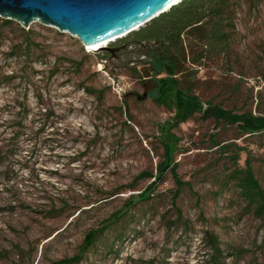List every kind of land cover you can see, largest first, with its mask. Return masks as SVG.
<instances>
[{
    "label": "rangeland",
    "instance_id": "374dc122",
    "mask_svg": "<svg viewBox=\"0 0 264 264\" xmlns=\"http://www.w3.org/2000/svg\"><path fill=\"white\" fill-rule=\"evenodd\" d=\"M235 9L230 53L190 79L204 112L170 131L173 112L150 98L155 82L142 77L151 43L108 56L39 22L27 40L18 22L0 18V264L80 255L75 264H211L207 232L221 242L222 264H264V220L245 211L229 180L239 153L238 164L249 159L264 188V132L245 135L213 113L264 117V0ZM167 132L179 138L182 185L168 172L141 200ZM131 196L136 204L82 254L87 236Z\"/></svg>",
    "mask_w": 264,
    "mask_h": 264
},
{
    "label": "trees",
    "instance_id": "16d2710c",
    "mask_svg": "<svg viewBox=\"0 0 264 264\" xmlns=\"http://www.w3.org/2000/svg\"><path fill=\"white\" fill-rule=\"evenodd\" d=\"M241 1L243 0H182L137 31L111 44L112 46L128 44L141 47L151 43L149 50L141 54L145 58L141 64L142 77L152 78L155 82L150 98L156 104L173 112L171 120L165 123L169 126V131L187 122L194 115L204 112L205 102L193 92L190 79L197 76L206 62L226 57L230 53L236 31L235 6ZM2 21L5 25L14 23L13 20L4 19ZM20 30L27 40L32 38L33 31L22 27ZM153 43L156 44L153 45ZM24 44L27 51L32 49L31 43L25 41ZM106 55L111 56L109 53ZM74 67L77 74L82 73L81 64H75ZM132 71L140 76L141 72L137 66H133ZM53 74L55 75V72ZM81 88L92 95L89 87L82 84ZM213 113L217 119L237 125L245 135L264 132V117L254 115L252 112L231 114L219 107ZM166 137L164 159L158 164L156 174L154 172L149 174L154 181L143 193L138 194L141 200L149 199L150 195L156 191L159 182L164 181L168 172L172 173L180 186L182 185L178 180L174 158L178 151L179 138L171 132H167ZM215 147L229 148L219 142H215ZM234 155L236 167L229 173V180L236 184L244 201L245 211L264 220V188L257 179L250 160L246 159L245 165L240 166L238 164L239 153H234ZM146 174L142 173L136 180L142 179ZM178 195L177 193L176 197ZM134 197L131 196L125 206L111 215L102 227L95 229L87 236L82 254L94 245L99 235L125 217L128 207L132 208L136 204L131 201ZM178 216H182L181 212ZM206 235L211 251L209 255L211 264H222L224 256L219 238L210 232ZM80 256L60 261L57 264H75L81 259Z\"/></svg>",
    "mask_w": 264,
    "mask_h": 264
},
{
    "label": "water",
    "instance_id": "95a60500",
    "mask_svg": "<svg viewBox=\"0 0 264 264\" xmlns=\"http://www.w3.org/2000/svg\"><path fill=\"white\" fill-rule=\"evenodd\" d=\"M181 1V0H180ZM179 1V2H180ZM173 0H0V18L27 29L39 22L68 32L88 47L113 43L178 4ZM156 43H153V45ZM104 46L98 50H109Z\"/></svg>",
    "mask_w": 264,
    "mask_h": 264
},
{
    "label": "flooded vegetation",
    "instance_id": "af4514ba",
    "mask_svg": "<svg viewBox=\"0 0 264 264\" xmlns=\"http://www.w3.org/2000/svg\"><path fill=\"white\" fill-rule=\"evenodd\" d=\"M144 45V44H143ZM129 45L128 44H117V45H113L110 47L109 50H106L107 53L109 54H115L114 51L119 50L120 52L124 51ZM135 46V45H134ZM146 46V45H144Z\"/></svg>",
    "mask_w": 264,
    "mask_h": 264
},
{
    "label": "bare ground",
    "instance_id": "6f19581e",
    "mask_svg": "<svg viewBox=\"0 0 264 264\" xmlns=\"http://www.w3.org/2000/svg\"><path fill=\"white\" fill-rule=\"evenodd\" d=\"M179 1L180 0H176V3L179 2ZM108 44L109 43H99V44H96V45L88 46L87 49L95 51V50H98L101 47L107 46Z\"/></svg>",
    "mask_w": 264,
    "mask_h": 264
},
{
    "label": "snow or ice",
    "instance_id": "6c2138e0",
    "mask_svg": "<svg viewBox=\"0 0 264 264\" xmlns=\"http://www.w3.org/2000/svg\"><path fill=\"white\" fill-rule=\"evenodd\" d=\"M173 2H175V0H173Z\"/></svg>",
    "mask_w": 264,
    "mask_h": 264
}]
</instances>
